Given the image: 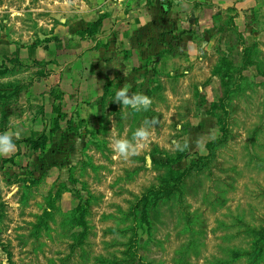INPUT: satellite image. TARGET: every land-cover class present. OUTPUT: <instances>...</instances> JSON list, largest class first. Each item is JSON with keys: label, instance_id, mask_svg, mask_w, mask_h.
Returning a JSON list of instances; mask_svg holds the SVG:
<instances>
[{"label": "rangeland", "instance_id": "1", "mask_svg": "<svg viewBox=\"0 0 264 264\" xmlns=\"http://www.w3.org/2000/svg\"><path fill=\"white\" fill-rule=\"evenodd\" d=\"M54 3L0 0V134H19L0 156V264H264V34L161 5L159 48L115 78L95 122L74 110L57 130L39 97L62 114L59 66L9 55L63 35ZM125 84L152 100L126 119L114 102ZM41 115L48 142L35 150L23 140ZM146 119L138 155L117 157L113 140Z\"/></svg>", "mask_w": 264, "mask_h": 264}, {"label": "crops", "instance_id": "2", "mask_svg": "<svg viewBox=\"0 0 264 264\" xmlns=\"http://www.w3.org/2000/svg\"><path fill=\"white\" fill-rule=\"evenodd\" d=\"M169 4L187 10L183 14L186 17L232 18L237 31L249 40L264 34V22L255 29L252 20L257 15L264 21V0H181L164 4L135 0H55L51 11L62 17L57 32L63 35L49 42L48 47L23 48L12 43L14 48L9 55L23 63L37 60L59 66L60 71L52 76L63 87L61 111L67 117L60 120L61 129L68 126L74 110L79 111L82 119L91 116L95 122L101 101L108 96L115 78H124L132 63L149 53L150 47L159 48V6ZM176 16L170 11L166 17ZM243 45L247 48L250 44ZM173 60H168V64ZM44 97L39 98L43 99L45 123L50 124L58 115L54 110L57 99L50 93ZM42 118V115L35 118L37 125H34L40 133H31L27 138L49 135Z\"/></svg>", "mask_w": 264, "mask_h": 264}, {"label": "clouds", "instance_id": "3", "mask_svg": "<svg viewBox=\"0 0 264 264\" xmlns=\"http://www.w3.org/2000/svg\"><path fill=\"white\" fill-rule=\"evenodd\" d=\"M115 103L122 104L123 117L126 119L128 116L124 109H131L134 112L147 111L152 104V100L145 94H129V86L125 84L115 94ZM155 120H144L141 127H139L132 136L131 140L128 139H114L111 147L117 157L128 159L131 156L138 155V150L144 147V143L150 138L149 126H154ZM19 138V134L4 132L0 134V156H8L16 150L13 136ZM175 148L179 151L184 150L179 142L175 143Z\"/></svg>", "mask_w": 264, "mask_h": 264}, {"label": "trees", "instance_id": "4", "mask_svg": "<svg viewBox=\"0 0 264 264\" xmlns=\"http://www.w3.org/2000/svg\"><path fill=\"white\" fill-rule=\"evenodd\" d=\"M56 105L57 104L54 105V110H55V112H57L58 115L53 122L54 123L53 129L58 130L60 127V120L62 118V116H60V115H62V114H61L60 110L56 108ZM71 124H72V122L69 120L68 125L70 126ZM23 141L26 144H29L32 149H35V150L44 149L47 145V142H48V136H47V134L43 133L41 136H39L37 138L28 137V138H25Z\"/></svg>", "mask_w": 264, "mask_h": 264}, {"label": "built area", "instance_id": "5", "mask_svg": "<svg viewBox=\"0 0 264 264\" xmlns=\"http://www.w3.org/2000/svg\"><path fill=\"white\" fill-rule=\"evenodd\" d=\"M135 1H141V2H145V3L154 2V3L164 4V3H170V2L177 3L181 0H135Z\"/></svg>", "mask_w": 264, "mask_h": 264}, {"label": "water", "instance_id": "6", "mask_svg": "<svg viewBox=\"0 0 264 264\" xmlns=\"http://www.w3.org/2000/svg\"><path fill=\"white\" fill-rule=\"evenodd\" d=\"M0 191H1V178H0Z\"/></svg>", "mask_w": 264, "mask_h": 264}]
</instances>
